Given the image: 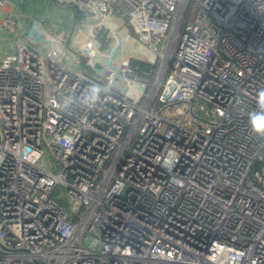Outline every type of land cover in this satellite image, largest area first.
<instances>
[{
  "label": "built area",
  "instance_id": "2783aa9c",
  "mask_svg": "<svg viewBox=\"0 0 264 264\" xmlns=\"http://www.w3.org/2000/svg\"><path fill=\"white\" fill-rule=\"evenodd\" d=\"M14 2L0 0L3 40L15 34L0 59V264H264V137L248 124L264 0H84L65 41ZM113 12L158 58L150 82L116 58Z\"/></svg>",
  "mask_w": 264,
  "mask_h": 264
},
{
  "label": "crops",
  "instance_id": "0c3cea01",
  "mask_svg": "<svg viewBox=\"0 0 264 264\" xmlns=\"http://www.w3.org/2000/svg\"><path fill=\"white\" fill-rule=\"evenodd\" d=\"M15 2L16 7L13 6L10 9L14 13L18 14V16L21 15L23 16V18L25 17L26 19H28L25 25L30 27L34 26L36 21H39V26H45V24H47L48 27H45L50 31L55 33L59 32L62 35V33L65 31L67 32V30H69L70 34V31H72V29L74 28L73 26L79 25L83 21L79 18V15L82 13V11L79 8L80 6L78 2L82 3L84 2V0H15ZM64 2L68 3L67 6L63 5ZM112 14L115 15L113 20L117 25V30L121 29L120 27H122L121 25L124 22V18L118 12H113ZM29 20H31L32 22L30 23ZM22 21L24 23V20ZM86 28L87 26L84 23L83 30H86ZM124 29H121V33L126 34L127 29ZM69 34L67 37H69ZM13 36H10L12 42V50L14 49L13 39L15 38V34H13ZM132 41L136 43L135 40ZM120 61H122V59Z\"/></svg>",
  "mask_w": 264,
  "mask_h": 264
},
{
  "label": "rangeland",
  "instance_id": "374dc122",
  "mask_svg": "<svg viewBox=\"0 0 264 264\" xmlns=\"http://www.w3.org/2000/svg\"><path fill=\"white\" fill-rule=\"evenodd\" d=\"M67 4L68 3H65V2L63 3V5H65V6H67ZM15 5H16V2H14V6ZM114 16H115L114 14H110L108 20H106L105 23H106V25L109 28L116 30L117 33H119L121 36L124 37V42L122 44V48L120 50V53L118 52L116 58L122 59L123 62L128 61V59H130V58H139V59H143V60H146V58H147V59H150V60H156V59L158 60V58L154 54H152L147 48L141 47L138 44V42L134 43L132 40H135V39H134V37L132 36V34L129 31L126 33L127 35H124L123 33H121V29H124V28L128 27L126 21H124L122 23V25H121L122 27H120L121 29L117 30V25L115 24V21L113 20ZM45 26L48 27L47 24H45ZM45 26H39V27L44 29V30H46V31H49V29L46 28ZM33 28L35 29V25L33 26ZM52 30H54V29H52ZM68 34H69V30H67V32L65 31V32L62 33V41H65L67 39ZM3 39H5L4 38V30L2 28H0V59L3 56L9 54L10 51L12 52V42H11V40L5 41ZM67 51H70V50L67 49ZM102 51H104V50H102ZM95 61H96V66L100 67L101 66V62H100L99 56H97L95 58ZM73 65L74 66H79L80 63H78V62L77 63H73ZM79 67H81V66H79ZM85 69L87 70V72H91V70L88 67H85ZM59 189L63 191V187L62 186H59Z\"/></svg>",
  "mask_w": 264,
  "mask_h": 264
},
{
  "label": "trees",
  "instance_id": "16d2710c",
  "mask_svg": "<svg viewBox=\"0 0 264 264\" xmlns=\"http://www.w3.org/2000/svg\"><path fill=\"white\" fill-rule=\"evenodd\" d=\"M96 41L98 43V47L101 50H105L108 48L109 45V34L108 30L104 28H100L98 33L96 34ZM130 65L135 69L137 74L140 77L147 78V80L150 82L152 78L154 77L155 70L158 67V60H150L147 59H139V58H130L128 60ZM264 165V161L257 164L255 169L259 170Z\"/></svg>",
  "mask_w": 264,
  "mask_h": 264
},
{
  "label": "clouds",
  "instance_id": "9594fccd",
  "mask_svg": "<svg viewBox=\"0 0 264 264\" xmlns=\"http://www.w3.org/2000/svg\"><path fill=\"white\" fill-rule=\"evenodd\" d=\"M258 106L260 111L248 114V124L253 134L264 137V91L259 93Z\"/></svg>",
  "mask_w": 264,
  "mask_h": 264
},
{
  "label": "water",
  "instance_id": "95a60500",
  "mask_svg": "<svg viewBox=\"0 0 264 264\" xmlns=\"http://www.w3.org/2000/svg\"><path fill=\"white\" fill-rule=\"evenodd\" d=\"M0 246L3 247V245L1 243H0ZM32 262H33V264H39L37 259H35V258H32Z\"/></svg>",
  "mask_w": 264,
  "mask_h": 264
},
{
  "label": "bare ground",
  "instance_id": "6f19581e",
  "mask_svg": "<svg viewBox=\"0 0 264 264\" xmlns=\"http://www.w3.org/2000/svg\"><path fill=\"white\" fill-rule=\"evenodd\" d=\"M120 31V30H119ZM126 37V36H125Z\"/></svg>",
  "mask_w": 264,
  "mask_h": 264
}]
</instances>
